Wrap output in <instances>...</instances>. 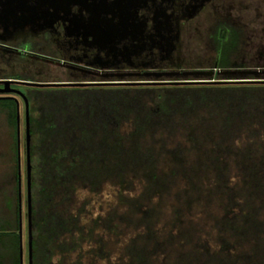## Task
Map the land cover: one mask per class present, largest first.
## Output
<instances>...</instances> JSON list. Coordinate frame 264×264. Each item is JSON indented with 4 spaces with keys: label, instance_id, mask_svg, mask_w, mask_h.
<instances>
[{
    "label": "trees",
    "instance_id": "obj_1",
    "mask_svg": "<svg viewBox=\"0 0 264 264\" xmlns=\"http://www.w3.org/2000/svg\"><path fill=\"white\" fill-rule=\"evenodd\" d=\"M208 36L215 69L232 67L240 29L219 22ZM24 85L32 264L75 251L80 264L85 242L90 264H264V82ZM0 109L15 128L16 99ZM106 183L115 203L84 222L77 190ZM15 208L18 229V194ZM0 245L20 264L18 230L1 226Z\"/></svg>",
    "mask_w": 264,
    "mask_h": 264
},
{
    "label": "rangeland",
    "instance_id": "obj_2",
    "mask_svg": "<svg viewBox=\"0 0 264 264\" xmlns=\"http://www.w3.org/2000/svg\"><path fill=\"white\" fill-rule=\"evenodd\" d=\"M218 17L227 19L241 31L238 46L229 56L232 67L224 70L215 69V51L206 40L208 29ZM27 41L33 44V50L21 49L20 43ZM0 43V80L11 79L6 78L8 75H27L36 82L184 81L211 79L215 72L220 73V78L246 79L253 76L255 79H264V0H213L207 9L181 26L177 51L171 54V58L162 61L160 71L124 62L125 67L120 70H113L110 66H96L90 70L65 63L69 58L60 53L57 42L44 40L38 30L30 31L23 38L8 39ZM3 87L4 84L0 81V89ZM8 88L23 90L25 85L12 82ZM0 96L14 97L19 104L22 264H28L24 103L15 92H0ZM16 173L17 127L13 128L8 123L7 111L0 109V227L15 232L18 230L15 228V199L18 194ZM117 193L116 187L110 183L104 184L98 194L78 189L76 206L82 201L87 202L83 221L103 216L115 203ZM89 246V242L82 245L80 264H90L92 256L87 252ZM9 252L8 246L0 245V255L4 253L3 264H11V256L7 255ZM77 256L78 252L75 251L66 256L65 262L71 263ZM57 258L56 255L54 260ZM94 264H105V261L96 259Z\"/></svg>",
    "mask_w": 264,
    "mask_h": 264
},
{
    "label": "flooded vegetation",
    "instance_id": "obj_3",
    "mask_svg": "<svg viewBox=\"0 0 264 264\" xmlns=\"http://www.w3.org/2000/svg\"><path fill=\"white\" fill-rule=\"evenodd\" d=\"M212 1L0 0V42L38 30L44 40L57 42L69 58L65 63L120 70L124 62L160 71L162 61L177 51L181 26ZM219 22L233 25L214 20L206 34L211 48L208 35Z\"/></svg>",
    "mask_w": 264,
    "mask_h": 264
},
{
    "label": "water",
    "instance_id": "obj_4",
    "mask_svg": "<svg viewBox=\"0 0 264 264\" xmlns=\"http://www.w3.org/2000/svg\"><path fill=\"white\" fill-rule=\"evenodd\" d=\"M54 1V0H51ZM251 81H262L264 79H195V80H184V81H91V82H79V81H68V82H36L29 80H17V79H5L2 80L4 87L0 89V92L8 93L15 92L23 100L24 103V113H25V179H26V215H27V249H28V264H32L31 259V165H30V155H29V144H30V134H29V122H28V102L24 94L12 88H8V85L12 82L23 83L30 86H51V85H72V86H85V85H102V84H122V85H148V84H184V83H217V82H251ZM16 127H17V156H18V234H19V259L20 264H22V213H21V193H20V165H19V104L16 100Z\"/></svg>",
    "mask_w": 264,
    "mask_h": 264
}]
</instances>
